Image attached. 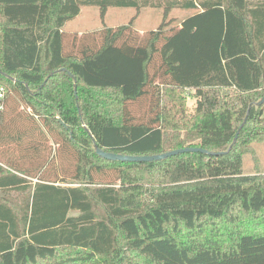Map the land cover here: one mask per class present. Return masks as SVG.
<instances>
[{
	"label": "trees",
	"instance_id": "obj_1",
	"mask_svg": "<svg viewBox=\"0 0 264 264\" xmlns=\"http://www.w3.org/2000/svg\"><path fill=\"white\" fill-rule=\"evenodd\" d=\"M84 6L163 19L67 51ZM174 8L195 12L177 21ZM0 84V264H264V173L243 158L264 140V0H0ZM96 146L226 152L120 161Z\"/></svg>",
	"mask_w": 264,
	"mask_h": 264
},
{
	"label": "rangeland",
	"instance_id": "obj_2",
	"mask_svg": "<svg viewBox=\"0 0 264 264\" xmlns=\"http://www.w3.org/2000/svg\"><path fill=\"white\" fill-rule=\"evenodd\" d=\"M195 12L193 9L174 8L170 11L169 17H174L177 21L185 16ZM134 18V24L140 35L146 34L150 29H156L163 19V8L146 7L137 10L134 7H110L104 17L101 16L99 7L84 6L81 13L72 20H69L64 26L65 31V45L67 51L75 50L79 44L77 42L81 39V35L88 32L99 31L104 27H114L120 24L128 23L130 19ZM176 21V22H177ZM175 22V23H176ZM72 49V50H71ZM187 109L193 111L196 105V99L188 94ZM133 114L136 118L146 119L150 114L149 100H140L131 105ZM264 109V106H263ZM48 147H52V155L56 154L59 146L49 140ZM69 156V155H68ZM47 157V156H46ZM244 170L247 173L260 171L264 173V140L251 141L248 144V150L244 154ZM53 164L66 163L62 154H57ZM68 160V163L69 164ZM112 171H108L111 173ZM108 179H112L108 177Z\"/></svg>",
	"mask_w": 264,
	"mask_h": 264
},
{
	"label": "water",
	"instance_id": "obj_3",
	"mask_svg": "<svg viewBox=\"0 0 264 264\" xmlns=\"http://www.w3.org/2000/svg\"><path fill=\"white\" fill-rule=\"evenodd\" d=\"M60 70H67L66 68H62ZM78 98V97H77ZM264 104V96L261 97V99L257 102L258 106H261ZM240 132V128L236 133L234 142L237 140L238 135ZM96 152L98 155H101L103 158L109 159V160H120V161H151V160H160L172 155H176L179 153L184 152H204L208 154H220L225 153L226 151H210L208 149L198 147V146H187L182 147L178 149H173L170 151H166L163 153H157V154H145V155H130V154H123V153H116L113 151H107L99 146H96Z\"/></svg>",
	"mask_w": 264,
	"mask_h": 264
},
{
	"label": "built area",
	"instance_id": "obj_4",
	"mask_svg": "<svg viewBox=\"0 0 264 264\" xmlns=\"http://www.w3.org/2000/svg\"><path fill=\"white\" fill-rule=\"evenodd\" d=\"M6 89L0 84V109L3 108Z\"/></svg>",
	"mask_w": 264,
	"mask_h": 264
}]
</instances>
